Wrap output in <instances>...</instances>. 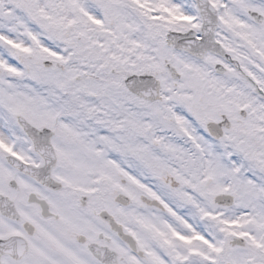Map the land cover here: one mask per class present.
I'll return each instance as SVG.
<instances>
[{
    "label": "snow or ice",
    "instance_id": "snow-or-ice-1",
    "mask_svg": "<svg viewBox=\"0 0 264 264\" xmlns=\"http://www.w3.org/2000/svg\"><path fill=\"white\" fill-rule=\"evenodd\" d=\"M0 264H264V0H0Z\"/></svg>",
    "mask_w": 264,
    "mask_h": 264
}]
</instances>
